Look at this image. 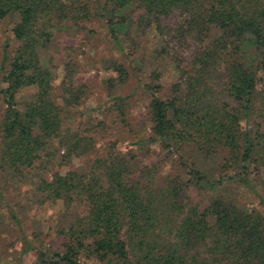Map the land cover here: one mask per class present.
Returning <instances> with one entry per match:
<instances>
[{
  "label": "trees",
  "instance_id": "1",
  "mask_svg": "<svg viewBox=\"0 0 264 264\" xmlns=\"http://www.w3.org/2000/svg\"><path fill=\"white\" fill-rule=\"evenodd\" d=\"M7 17L15 20L17 45L0 63V204L31 264H264V213L229 191L243 184L257 193L252 175L264 168V0H0V19ZM96 19L122 52L120 34L154 28L167 46L177 42L190 55L158 52L170 57L172 81L164 84L156 67L143 82L148 131L131 148L115 141L85 168L37 176L36 202L61 201L63 212L54 238L34 241L6 203L14 181L27 179L55 146L65 162L96 146L87 130L64 125L65 109L79 105L86 90L77 84V63H65L59 104L58 67L45 49L56 33ZM109 64L118 76L108 86L126 83V66ZM110 97L126 125L131 95ZM187 154L201 164L221 156L219 175L189 163ZM170 161L179 172L162 175ZM3 219L0 213V228Z\"/></svg>",
  "mask_w": 264,
  "mask_h": 264
},
{
  "label": "rangeland",
  "instance_id": "2",
  "mask_svg": "<svg viewBox=\"0 0 264 264\" xmlns=\"http://www.w3.org/2000/svg\"><path fill=\"white\" fill-rule=\"evenodd\" d=\"M14 24L15 20L12 18L0 19V63L4 54L10 53L17 45L12 33ZM120 38L123 40L124 53L114 45L104 22L96 19L88 26L71 27L56 33L52 44L45 49V54L58 67L53 96L59 104H63L58 97L61 95L60 86L65 74V63H77V84L86 85L84 87L86 90L79 105L65 109L64 125L72 129L87 130V135L96 139V146L89 154L72 158L68 162L63 159L65 150L58 151L55 146L49 150L52 152L51 155L42 156L37 160L34 168L28 170L27 179L19 178L14 181L11 191L6 196V203L17 209L23 231L34 241L49 243L54 238L55 225L58 224L63 212L61 201L44 204L36 202L32 193L37 176L50 177L54 172L65 174L69 170L85 168L89 160L104 154L115 141L118 142V148L121 150L131 148L133 139L138 134L148 131L146 128L148 96L144 91L143 82L148 80L150 71L156 67H161L163 73L161 81L164 84L168 86L172 81L170 76L172 67L168 62L170 57L167 59L159 57L158 52L168 47L171 54L190 55L189 50L180 47L177 42L167 46L154 28L143 34L133 29L129 34H120ZM6 44L10 46L6 47ZM134 44L137 48L133 55H130L129 49ZM188 44L192 50L198 47L192 40H189ZM112 60L126 66L129 74L126 83L116 85L114 88H110L107 84L108 79L118 76L117 71L108 68ZM4 85L0 84V89ZM34 91L33 87L25 89L18 99ZM112 93L121 96L131 95L126 125L119 123L113 111L114 101L110 97ZM4 109L5 104L0 95V118ZM153 150V153L160 152L157 146H154ZM186 159L189 163L200 166L211 177L219 175L218 163L222 159L221 156L202 164L192 154H187ZM178 172V165L171 161L165 163L161 169L162 175H175ZM252 182L258 190L257 193L243 184L230 186L229 191L233 192L242 203H252L264 213V168L252 175ZM0 213H5L3 226L0 228V264H31L34 256L21 254L20 233L14 222L7 220L6 208L2 204H0ZM34 233L41 234L40 238H35Z\"/></svg>",
  "mask_w": 264,
  "mask_h": 264
}]
</instances>
